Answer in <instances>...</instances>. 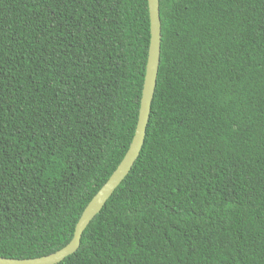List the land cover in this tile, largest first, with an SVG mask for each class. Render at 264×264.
I'll return each instance as SVG.
<instances>
[{
	"label": "trees",
	"instance_id": "trees-1",
	"mask_svg": "<svg viewBox=\"0 0 264 264\" xmlns=\"http://www.w3.org/2000/svg\"><path fill=\"white\" fill-rule=\"evenodd\" d=\"M130 172L56 264H264V0H160ZM148 0H0V256L65 246L135 133Z\"/></svg>",
	"mask_w": 264,
	"mask_h": 264
},
{
	"label": "water",
	"instance_id": "water-1",
	"mask_svg": "<svg viewBox=\"0 0 264 264\" xmlns=\"http://www.w3.org/2000/svg\"><path fill=\"white\" fill-rule=\"evenodd\" d=\"M148 7L151 25V38L139 116L134 136L124 157L116 169L112 172L111 176L85 207L76 224L75 231L70 242L55 252L38 257L14 258L0 256V264H56L64 260L67 256L75 253L81 244V237L84 230L104 207L107 200L130 172L136 159L140 155L146 137V129L150 119L152 100L157 84L162 44L160 0H148Z\"/></svg>",
	"mask_w": 264,
	"mask_h": 264
}]
</instances>
